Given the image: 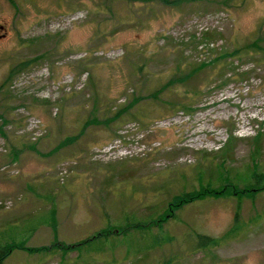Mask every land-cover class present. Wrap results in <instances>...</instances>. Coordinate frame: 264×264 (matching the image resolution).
<instances>
[{
  "label": "rangeland",
  "instance_id": "obj_1",
  "mask_svg": "<svg viewBox=\"0 0 264 264\" xmlns=\"http://www.w3.org/2000/svg\"><path fill=\"white\" fill-rule=\"evenodd\" d=\"M173 2L0 0V237L25 245L2 264H264V54L232 60L247 79L220 64L163 87L211 45L264 39V0ZM235 215L237 236L194 247Z\"/></svg>",
  "mask_w": 264,
  "mask_h": 264
},
{
  "label": "trees",
  "instance_id": "obj_2",
  "mask_svg": "<svg viewBox=\"0 0 264 264\" xmlns=\"http://www.w3.org/2000/svg\"><path fill=\"white\" fill-rule=\"evenodd\" d=\"M174 0H160L161 3H163L164 5H169L173 2ZM234 1V0H231ZM174 3V2H173ZM260 28L257 29L256 32V37L252 38L249 42H247L246 44H242V45H237V46H233V48L231 49H227V50H220L217 51L215 50L214 46L211 45V48H209L210 51L215 52L214 56L211 57L210 59L206 60V61H201L197 64H188L185 62H180L178 63L175 67V76L168 78L164 84V88L169 87L174 85L175 83L178 82H185L188 80L193 79L194 76H197V74L204 70L205 68H210L211 74L215 71L216 66L222 64L224 67L228 68V71H230L228 73V75H226V73H223L220 78V81H222L223 83H227L231 80H236V75H238L239 77L242 76L244 79H247L249 74H251L252 72L255 71V68L253 69H246L243 70L241 72H238L237 70H235V68L232 67L233 61L234 59L238 58L242 53L245 54H249L252 56H258L264 54V39H262L258 33H259ZM205 35H207V47H210L209 44L211 43L210 38L208 32H205ZM227 71V72H228ZM174 72V71H173ZM161 90V89H160ZM159 90V91H160ZM158 91V92H159ZM155 95V92L149 94V95ZM135 101V100H134ZM183 109H187V108H191L192 103L188 102L187 105H181ZM130 106L128 107H120L118 108L116 111L114 112H110V115L105 117L103 120H101V123H106V122H113V121H118L120 118L128 115V113H130ZM0 117L2 118V116L0 115ZM96 117L94 116L92 118V121H96ZM99 122V123H100ZM261 137V133L257 132L256 135L254 137H252L253 139V144H252V151L250 156L252 155L253 152H258V148H259V139ZM235 138V136L230 132L229 133V137L227 139V141L223 144V146H221V151L222 152H228L230 151L231 147V142L232 140ZM255 159V158H254ZM255 171V170H254ZM255 176V175H254ZM254 183L256 184H260V186H262V184H264V176L263 174H259V176H257V178L254 177ZM252 181V182H253ZM230 184H232L230 182ZM209 186H211V184H209ZM264 187V186H262ZM245 193V192H244ZM248 193V192H247ZM240 196L239 199L242 198V194L241 192H239ZM238 194V195H239ZM201 195H197L196 191H192V192H187V193H182L181 195H176L172 198V205H182V204H187L195 199H198ZM164 217L157 219L156 221H151L146 223L145 225H141L139 223H136L135 221H131L129 222V227H132L133 230H136L137 232H139V234L145 235L146 230L148 228H150V224L149 223H158L159 221L163 220ZM241 226L242 223H239V216L235 215L234 217V225L232 228H230L227 232H225L222 236L220 237H215V236H210L207 234H203V233H199V232H195L194 235L191 233L189 235H191L193 237V244L195 248H208V247H215L217 245L220 244V242H222L225 239H231L235 236L238 235L239 231L241 230ZM106 233V232H105ZM153 238L152 241L145 246L146 249H149L150 247H153L154 245L159 244L161 242L160 239H158L156 236L151 237ZM90 239L88 240H84L82 242L77 243L75 246L76 247H80V246H84L87 245L88 243H90ZM100 245V244H98ZM13 249H25V245L23 244V242H18L15 243L14 241L11 240H3L0 237V264H2L3 260L12 252ZM95 249L100 250V246L99 247H95ZM26 250L28 251H32L31 248H26Z\"/></svg>",
  "mask_w": 264,
  "mask_h": 264
}]
</instances>
